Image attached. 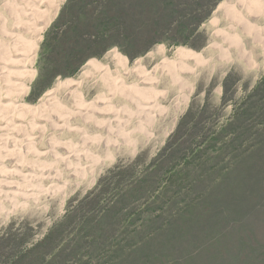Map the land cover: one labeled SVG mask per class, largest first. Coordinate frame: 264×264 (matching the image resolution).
Listing matches in <instances>:
<instances>
[{"label": "rangeland", "instance_id": "1", "mask_svg": "<svg viewBox=\"0 0 264 264\" xmlns=\"http://www.w3.org/2000/svg\"><path fill=\"white\" fill-rule=\"evenodd\" d=\"M6 1L0 0V7ZM224 1L51 0L57 14L41 34L27 94L16 93L22 87L12 86L14 76L1 72L0 61V264H111L113 254L125 259L141 236L168 229L164 222L173 195L196 204L207 197L217 200L218 211L209 210L227 216H219L217 227L235 221L228 228L250 231L264 264V70L242 64L233 50L208 49L213 33L227 29L216 11ZM178 48L201 54L205 63H187L176 80L152 72ZM114 55L126 60L125 70ZM256 59L261 68V56ZM91 61L130 86L140 80L137 66L150 72L153 81L146 87L152 94L139 100L148 107L156 102L157 109L137 114V99L107 91L95 76L82 91L86 102L97 95L112 100L110 114L98 117L117 118L109 131L96 114L83 126L73 111L75 119L60 131L42 119L50 113L37 108L19 117L13 109L39 107L48 91L68 105L66 92L55 88L91 72ZM172 171L171 184H164ZM154 197L158 203L146 208ZM244 199L245 207L239 205ZM165 240L160 230L158 242ZM170 242L178 251L185 248L176 237ZM226 244L244 256L249 248Z\"/></svg>", "mask_w": 264, "mask_h": 264}, {"label": "bare ground", "instance_id": "2", "mask_svg": "<svg viewBox=\"0 0 264 264\" xmlns=\"http://www.w3.org/2000/svg\"><path fill=\"white\" fill-rule=\"evenodd\" d=\"M2 7L4 11L6 10L8 17L4 18L0 14V19H1L0 20V35H1L0 61L2 60V62H4V64H1L2 65L1 72H3L4 75L6 76L9 75H11L12 77L14 76L13 77L14 80L11 79V81H9L10 83H12V86L16 85L17 83L21 85L22 88L19 89L20 91L16 92L18 95L27 94V92L29 91L27 84H31V82L34 80L35 77V71L32 69V67L38 49V42L40 41L42 32L50 23L51 21L50 19L55 17L58 9L53 8L51 4V0H7ZM216 11H219L221 13V19L224 20L226 22V25L228 26L226 27L227 29H219L213 33L212 38L214 39V42L209 45L208 49L211 51H219L225 47L228 50V52L229 50H233L235 52L236 58L239 61H242V64L249 66L250 69L253 68L256 72L260 71L261 69L264 70V1L227 0L220 3ZM6 20L10 21L8 27L5 26L7 23ZM216 23L217 21L215 19L213 21V25H215ZM215 40L219 42H216ZM162 51L163 50L159 48L157 53L162 54ZM259 55L261 56V68L259 65L255 64L253 60L258 58ZM202 58L203 57L201 54H195L187 49L178 48L174 52V58L172 59L163 58L161 62L154 67L152 72L153 73L160 72L168 77H171L170 79L176 80L177 79L176 73L186 70V66L188 65L187 63L189 62L193 63L194 67H202V65L205 63V60H202ZM114 59H115V63L119 67L121 68L125 67L126 60L122 58L120 55H114ZM229 59H227L228 62ZM88 66L90 67L91 72L85 71L78 80H65L63 82H60L58 83L57 88H55V91L64 90L66 92L68 96L67 99L69 100L68 105H71V107H73L72 110L68 109L67 107L68 105L65 106L59 102H56L54 100V97L51 98V94H53L52 92L54 91H48L45 94V96H43L45 97V101L44 102L40 101L41 105H39V107L24 108V107H20L23 105H18V106L16 105L13 109L17 110V114L19 117H21L20 115L29 114L31 112L34 113L35 111L37 112L36 110L37 108L40 109L38 112L40 113L42 112V115L45 112L46 114L50 113L51 116L49 118L47 117L48 119L46 118H42V119H44L45 121H49L52 124L53 128L59 130L64 127H69L70 119L72 118L75 119V117L72 116L73 114L71 115L73 111L76 112L74 113L78 116V117L76 116V118H79L78 121H80V119L82 120L81 125L83 126L85 123L91 121L93 119L92 116L96 114L97 115L96 119H98L100 123H103L104 126H106L103 128H105L107 131L108 127H110L112 123H115V125L117 126L118 124L117 118L105 119L98 117H105L106 115L110 114L109 111L112 108L111 106H107V105L111 104L110 101L112 100H110V98H108V96L106 95H97L91 102H86L84 98V93L82 91L83 84L88 83L89 80H92V76H95L94 78H97V80L101 82L102 86L107 91H115L116 95H120L125 99L128 98L131 100L137 99L136 102L138 106H140L138 108L137 114L139 113L140 115L139 111L142 110L146 113L147 116L148 112L151 113L152 110L157 109L155 105L156 102L152 104L153 106L148 107L149 105L148 106L143 105V103L141 102L142 99L141 101L139 100V96L148 97L152 92V90H148L146 87V85L151 84L148 83L150 82L151 79V76L149 75L150 72H147L146 70L142 69V67L135 66L136 68L134 69V72L137 75L136 76L137 79L140 80L138 84L135 85L131 84L130 86V85H125L124 81L120 77H118V75L116 76L112 74L109 71L108 67L102 64L91 61L87 63V67ZM125 69L126 67L124 68V70ZM126 72H128V70H126ZM131 72L133 73V71ZM152 83L154 84V82ZM182 84L184 85V83ZM155 87L157 86L155 85ZM186 87L187 86L185 85V88ZM156 92L153 91V93ZM154 99H152L153 101L152 100L151 101L154 102ZM145 100L147 99H144L143 101L146 102ZM44 104H47L48 106L43 107ZM9 110H11V108ZM71 122L74 123L75 121L72 120ZM54 124H58L59 127L54 126ZM94 127L96 129L100 128L99 125L98 126L94 125ZM84 131L86 130L84 129ZM81 137H83L82 134ZM91 149L92 151L94 150L93 148ZM104 150L108 152L107 149ZM92 151L91 154H93ZM79 157L80 156L78 155V159ZM75 159L76 158H74V160Z\"/></svg>", "mask_w": 264, "mask_h": 264}, {"label": "trees", "instance_id": "3", "mask_svg": "<svg viewBox=\"0 0 264 264\" xmlns=\"http://www.w3.org/2000/svg\"><path fill=\"white\" fill-rule=\"evenodd\" d=\"M213 9V6L211 10ZM202 20L197 21L194 28H198ZM234 132V130H233ZM179 176V173H176ZM170 177L165 178V183L173 178V171L169 173ZM183 173H180V176ZM175 177V176H174ZM172 181V180H171ZM171 184V182H170ZM182 188L186 189L188 185ZM214 186V185H212ZM179 198L173 195L169 198L167 205L171 206L168 210V229H158L152 231L146 237H140L128 251L125 259L123 256L115 257L113 254V261L111 264H259V253L257 241H253L250 231H243L241 229L235 230L233 227L228 228V224H235L237 222L226 223L224 227H217L219 224V216L226 219V214L222 212L213 213L212 210L218 211L217 200H211L210 197L205 198L200 203L196 204L191 199H183L177 201ZM158 203V197L146 205V208L155 206ZM240 206L245 207L247 200H241ZM174 208H173V207ZM212 209V210H209ZM258 209V208H257ZM212 221L215 225L209 226L207 223ZM178 225L177 227H175ZM177 228V229H172ZM243 229V228H242ZM166 235L164 242H158L159 232ZM232 233L236 234L234 239ZM177 238L178 244L185 248L177 250L176 246L171 245V240L175 241ZM227 240L238 243L242 247H249L247 254L244 256L240 250L233 252L226 244ZM259 244V243H258ZM239 248V247H238ZM169 249L171 254L169 253ZM118 253L119 249H114V253ZM177 254L179 258H177ZM68 264V263H65Z\"/></svg>", "mask_w": 264, "mask_h": 264}]
</instances>
